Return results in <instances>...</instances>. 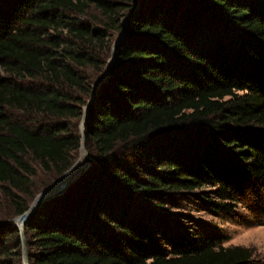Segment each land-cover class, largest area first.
Segmentation results:
<instances>
[{
    "label": "trees",
    "instance_id": "1",
    "mask_svg": "<svg viewBox=\"0 0 264 264\" xmlns=\"http://www.w3.org/2000/svg\"><path fill=\"white\" fill-rule=\"evenodd\" d=\"M88 107L89 167L25 223L29 264H257L161 210L229 217L264 185V0H0V264H23L15 219L75 164Z\"/></svg>",
    "mask_w": 264,
    "mask_h": 264
},
{
    "label": "rangeland",
    "instance_id": "2",
    "mask_svg": "<svg viewBox=\"0 0 264 264\" xmlns=\"http://www.w3.org/2000/svg\"><path fill=\"white\" fill-rule=\"evenodd\" d=\"M95 15L99 18L98 14ZM119 35L120 34L116 32L111 33V37L108 41L109 52L107 55L108 58L105 70L109 60L112 58V50L115 43L117 42V40L121 39V36ZM82 121L83 119H81V121H79V124L77 125V132L81 136L80 143L82 140ZM72 122L73 124L78 123L77 120H74ZM80 152L81 149H79L78 151L76 162L80 159ZM41 176V179L43 178L41 182L49 181L50 183H52V185L60 178L59 177L56 179L55 177H53V175H49V177H46L45 175ZM212 190L213 188L207 186L201 188L200 190H194V193L200 194L211 192ZM236 197L239 199V203L237 204L234 213L229 217L222 214L217 216H209L205 213V211L201 209V206L199 205L200 203L195 202L180 203V206L177 209L165 206L161 211L174 216L173 218H176L177 220H181L182 216H185L190 219L198 220L201 222L203 221L212 225L213 228L228 237V240L222 244L224 247L241 246L248 248L254 254V261L257 264H264V185L255 190H253L252 187L245 188L243 194L240 196L236 195ZM242 219L247 222V225H241L240 222ZM258 224L263 225L261 226Z\"/></svg>",
    "mask_w": 264,
    "mask_h": 264
},
{
    "label": "water",
    "instance_id": "3",
    "mask_svg": "<svg viewBox=\"0 0 264 264\" xmlns=\"http://www.w3.org/2000/svg\"><path fill=\"white\" fill-rule=\"evenodd\" d=\"M135 5L136 6L138 5V0H135ZM120 42H121V40H117V42L114 45V48L112 50V58L108 62V65H107L106 70H105V75L92 86V95H93L92 98L93 99L96 96V93L98 92V90L106 82V80L109 76L110 69H111L112 65L115 63L116 58H117V48H118ZM93 99L91 100L90 105L92 104ZM88 109H89V107L86 109V114H85V117H84L82 124H81L82 140H81V148L80 149H81V151H83V155H84V160H83L82 164L77 167V163L79 161L78 160L52 186H50L49 188L42 191L39 195H37L36 198L34 199V201L32 202V204L30 205L29 209L23 215L17 217V219L15 220V222L19 228V231L21 234V239H22L23 264H29V255H28L27 244H26V239H25V235H24V226H25V223L27 222V220L29 219V217L45 201L64 193L66 191V189L73 182H75L78 179V177L81 176V174L83 172H85L87 170V168L89 167L88 153H87L85 146H84L85 141H86L85 125H86V121H87ZM64 178H66L64 183L58 189H56L54 192L50 193V191L52 189H54Z\"/></svg>",
    "mask_w": 264,
    "mask_h": 264
},
{
    "label": "bare ground",
    "instance_id": "4",
    "mask_svg": "<svg viewBox=\"0 0 264 264\" xmlns=\"http://www.w3.org/2000/svg\"><path fill=\"white\" fill-rule=\"evenodd\" d=\"M83 160H84V155H83V151H81L80 152V159H79V161H78V163H77V167L78 166H80L81 164H82V162H83ZM66 180V178H64L54 189H52L51 191H50V193L51 192H54L56 189H58L63 183H64V181Z\"/></svg>",
    "mask_w": 264,
    "mask_h": 264
}]
</instances>
